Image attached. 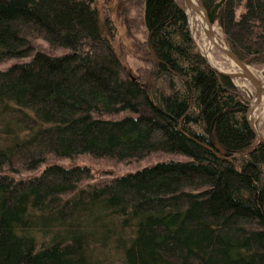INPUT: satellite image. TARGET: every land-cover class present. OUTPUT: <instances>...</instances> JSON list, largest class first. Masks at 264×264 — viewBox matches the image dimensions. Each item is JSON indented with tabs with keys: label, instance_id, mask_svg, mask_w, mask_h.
<instances>
[{
	"label": "trees",
	"instance_id": "16d2710c",
	"mask_svg": "<svg viewBox=\"0 0 264 264\" xmlns=\"http://www.w3.org/2000/svg\"><path fill=\"white\" fill-rule=\"evenodd\" d=\"M120 2L135 75L95 0H0V264H264L249 100L183 4ZM215 23L264 76V0Z\"/></svg>",
	"mask_w": 264,
	"mask_h": 264
},
{
	"label": "rangeland",
	"instance_id": "374dc122",
	"mask_svg": "<svg viewBox=\"0 0 264 264\" xmlns=\"http://www.w3.org/2000/svg\"><path fill=\"white\" fill-rule=\"evenodd\" d=\"M95 1L98 6V12L101 21H103L105 17H109L110 19H112V22H114L115 33H113V40H112L113 44L117 49V51L119 52V54L121 55V57L123 58V61L127 66V68L129 69V71L133 75H135L138 66L142 65V60H140L139 56H132L135 51L134 49L135 46L133 44L134 42L131 40V37L127 34L125 26L123 25L122 21L119 19L120 18L119 12L120 10H122L121 2L119 3V0H95ZM175 1L180 4H183V0H175ZM188 17H189L190 30L195 40V44L197 45L198 50L202 52L204 57L209 61V63H211L213 66H215L216 69L222 72L237 73L238 67L235 65L234 66L235 70H234V68L231 66L232 61H230L222 52L218 51L215 47H213V50L208 49L207 46L209 44V41L204 33V23H202L200 20H197L193 16H188ZM214 30L218 35V37H220L219 35L221 32L216 23H214ZM221 41L223 42L222 39ZM224 45L226 46L225 43ZM250 67L254 70L256 74L260 76L262 80L264 79V76L262 74V69L253 66ZM234 83L238 87L240 92L243 94V96L246 97L247 100H249V104H251L254 88L250 84V82L244 79L234 78ZM251 119L255 123L257 132L264 137V109H262L261 107L255 109L254 112L251 114Z\"/></svg>",
	"mask_w": 264,
	"mask_h": 264
},
{
	"label": "water",
	"instance_id": "95a60500",
	"mask_svg": "<svg viewBox=\"0 0 264 264\" xmlns=\"http://www.w3.org/2000/svg\"><path fill=\"white\" fill-rule=\"evenodd\" d=\"M223 1L224 0H219V2H217L213 6L210 12L206 10L201 0H197V3H194L192 0H183V3L187 10L190 9L196 13H202L203 21H204V33H205L206 38L208 39L209 42H211L214 45V47L218 51L222 52L240 70L237 73H233V74L224 73V74L230 77H238V78L240 77V78L246 79L254 87L255 97L257 98V100L253 106H251V104L248 105L246 118H247V121H248V124L251 130L253 131L257 139L260 142L264 143V137L257 132L255 123L251 119L252 112L254 111L255 107L258 105L262 96L264 95V92L260 88L261 85L264 84V80L257 77L255 73L253 72L252 68L249 65L245 64L244 62H242L231 50H229L224 45L221 39L217 36L214 30V23H215L216 16H217V10L220 7V5L223 3ZM216 148H218V150H221V148L218 145H216ZM107 172L113 173L111 169L107 170Z\"/></svg>",
	"mask_w": 264,
	"mask_h": 264
},
{
	"label": "bare ground",
	"instance_id": "6f19581e",
	"mask_svg": "<svg viewBox=\"0 0 264 264\" xmlns=\"http://www.w3.org/2000/svg\"><path fill=\"white\" fill-rule=\"evenodd\" d=\"M194 3H197V0H192ZM186 13H187V15L188 16H193L194 18H196L197 20H200L202 23H204V21H203V15H202V13H196V12H194V11H192V10H190V9H188V10H186ZM189 18V17H188ZM208 49L209 50H213V47H214V45L211 43V42H209V44H208ZM209 62V61H208ZM213 68H215V66H213L211 63H209ZM246 64V63H245ZM248 65V64H247ZM231 66L234 68V70H235V64L232 62V64H231ZM216 69V68H215ZM219 73H221V74H224V73H227V72H222V71H220V70H218V69H216ZM253 70V69H252ZM240 70L238 69V72H239ZM253 72H254V70H253ZM255 73V72H254ZM228 74H233V73H228ZM224 75H226V74H224ZM255 75L257 76V77H259L260 78V76L258 75V74H256L255 73ZM226 76H228V75H226ZM228 77H230V76H228ZM233 81H234V78H238V77H230ZM240 78V77H239ZM240 79H243V78H240ZM244 80H246V79H244ZM264 80V79H263ZM248 81V80H247ZM251 84V83H250ZM254 88V87H253ZM261 89H262V91L264 92V84H262L261 85V87H260ZM256 100H257V98L255 97V91L253 92V95H252V99H251V106H253L255 103H256ZM258 107H261L262 109H264V95L262 96V98H261V100H260V102L258 103V105L255 107V109H257ZM254 109V110H255ZM254 112V111H253ZM252 112V113H253ZM111 174V173H110Z\"/></svg>",
	"mask_w": 264,
	"mask_h": 264
}]
</instances>
